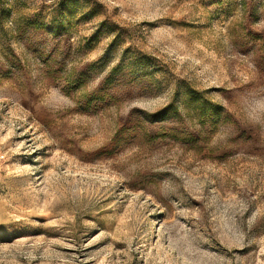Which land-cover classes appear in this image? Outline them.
I'll list each match as a JSON object with an SVG mask.
<instances>
[{"label":"rangeland","instance_id":"obj_1","mask_svg":"<svg viewBox=\"0 0 264 264\" xmlns=\"http://www.w3.org/2000/svg\"><path fill=\"white\" fill-rule=\"evenodd\" d=\"M0 264H264V0H0Z\"/></svg>","mask_w":264,"mask_h":264}]
</instances>
